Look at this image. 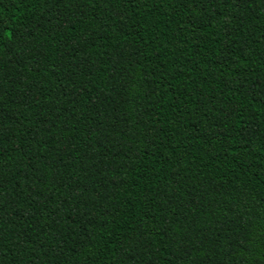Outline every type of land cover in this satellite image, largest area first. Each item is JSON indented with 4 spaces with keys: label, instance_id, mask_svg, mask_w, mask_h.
<instances>
[{
    "label": "trees",
    "instance_id": "1",
    "mask_svg": "<svg viewBox=\"0 0 264 264\" xmlns=\"http://www.w3.org/2000/svg\"><path fill=\"white\" fill-rule=\"evenodd\" d=\"M0 264H264V0H0Z\"/></svg>",
    "mask_w": 264,
    "mask_h": 264
}]
</instances>
